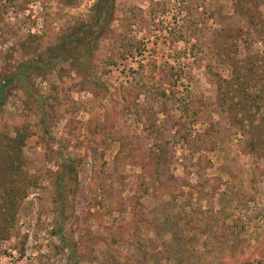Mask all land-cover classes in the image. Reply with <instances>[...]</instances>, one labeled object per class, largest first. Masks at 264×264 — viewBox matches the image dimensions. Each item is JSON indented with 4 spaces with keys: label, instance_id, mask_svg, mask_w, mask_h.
<instances>
[{
    "label": "rangeland",
    "instance_id": "1",
    "mask_svg": "<svg viewBox=\"0 0 264 264\" xmlns=\"http://www.w3.org/2000/svg\"><path fill=\"white\" fill-rule=\"evenodd\" d=\"M95 1L0 0V83L73 42ZM245 1L264 26V0ZM236 4L115 0L80 68L62 61L4 88L0 130L31 126L38 184L0 264H264V99L243 114L224 100L237 74L264 85V30ZM77 160L57 194L59 165Z\"/></svg>",
    "mask_w": 264,
    "mask_h": 264
},
{
    "label": "trees",
    "instance_id": "2",
    "mask_svg": "<svg viewBox=\"0 0 264 264\" xmlns=\"http://www.w3.org/2000/svg\"><path fill=\"white\" fill-rule=\"evenodd\" d=\"M239 12L249 18L256 29L263 31V20L259 6L255 8L247 5L245 0H237ZM246 2V3H245ZM115 0H96L92 6V15L90 19L78 25L76 30L80 31L79 36L71 42L68 38H73L72 34L63 35L60 41L53 48L45 51L42 57L28 58L20 62L11 73L8 74L5 81L0 83V117L3 114L2 103L6 100L4 88L9 84L16 83L24 73L28 75L34 70L39 74L46 71H52L62 61H70L74 68H80L78 61L96 47L100 39L106 36L110 31V24L114 18ZM264 34V33H263ZM37 51V50H36ZM41 55V54H40ZM84 68V66H81ZM28 70V71H27ZM257 71V68H254ZM249 72L237 74L227 80V91L224 93V100L229 97L228 106L235 107L236 113L243 114L251 108L256 112L262 105L264 99V85L257 90H252ZM257 75V74H256ZM263 81V78H261ZM223 85L219 83L221 89ZM27 94V92H26ZM229 109V108H228ZM45 114H47L45 112ZM40 123L43 131L48 134L49 126L47 118H42ZM210 134V132H207ZM34 132L30 125L18 127L13 136L6 131L0 130V241L9 238L12 235L13 227L17 221V215L23 201L27 198L31 187H36L38 177L28 173V157L24 152L27 139L32 137ZM212 139V136L210 137ZM198 165L202 166V158H197ZM79 161L63 162L56 171L55 180L57 194H64V185L70 181L75 184L77 181V169ZM71 191H74L73 189Z\"/></svg>",
    "mask_w": 264,
    "mask_h": 264
}]
</instances>
